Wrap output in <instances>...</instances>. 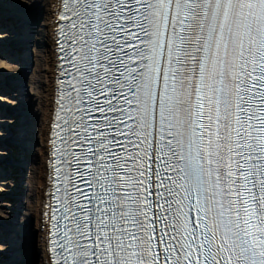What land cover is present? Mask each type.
<instances>
[{
    "label": "snow or ice",
    "instance_id": "obj_1",
    "mask_svg": "<svg viewBox=\"0 0 264 264\" xmlns=\"http://www.w3.org/2000/svg\"><path fill=\"white\" fill-rule=\"evenodd\" d=\"M60 19L54 264H264V0Z\"/></svg>",
    "mask_w": 264,
    "mask_h": 264
},
{
    "label": "bare ground",
    "instance_id": "obj_2",
    "mask_svg": "<svg viewBox=\"0 0 264 264\" xmlns=\"http://www.w3.org/2000/svg\"><path fill=\"white\" fill-rule=\"evenodd\" d=\"M34 1V5L29 6L23 0H0V21H6L9 26L24 27L26 24V30H31L28 32L30 36L26 35V31H23L22 34L13 37L21 40V42H18V46L20 49L22 48L20 50L21 55L17 59L18 61H15L21 66L18 67L16 64L8 65L6 61L0 60V73L8 76L9 80L12 79H10V76H14L16 70H21V75L25 76V84L27 85L24 91L29 93L25 95L17 90L19 94L12 95L13 97L16 96V101L13 103L8 98L0 96V101L10 104L7 107H14L19 104L23 110L22 113L13 109L6 110L9 118L0 120L1 123L9 124L17 120L22 122L20 126L14 125L5 135V138H10L11 140L0 141V155L11 157V153L19 156V159L15 158L14 161L21 165V168L20 166L15 168V172L17 173L18 185H21V189L25 194L20 198L21 201L18 202V205L22 211L26 212L21 214V218L13 216L15 220L18 219V224L15 227L19 231L17 234L18 242L10 247L12 250L10 253L14 255L12 257L13 260L3 254V251L8 247L5 244H0V261L4 264H47L48 262L45 232L42 229L44 224L42 216L48 183L46 161L48 159L47 143L50 121L49 123L47 121L50 119L53 110V82L56 67L55 45L52 33V28L54 27L52 19L54 18L56 0ZM5 3L17 5L19 9L15 10L9 6L6 7ZM0 30H3L2 25H0ZM6 36H8L7 33ZM26 43H29L31 48L28 52H26L27 50L24 46ZM14 45L6 44L4 48L1 46L0 56L7 58L6 55L10 56V53L13 55V50L14 48L16 49ZM10 46L12 47L9 48ZM15 51L17 52L18 50L16 49ZM21 75L15 76H18L17 79H22L23 76ZM16 77L13 78L14 82H18ZM5 85L9 86V83ZM1 88H4V86L0 80ZM20 140H22L24 145H16ZM21 156L22 159L20 158ZM22 169L23 171H20ZM0 170H5L1 169V164ZM1 176L0 173V192H4V186H7V183L4 179L2 180L4 177ZM8 206L7 202L4 204L0 203V209ZM5 214L6 211L0 210V237L6 232L3 222L8 216ZM1 240H4V238H0ZM8 259L12 260V262L7 263Z\"/></svg>",
    "mask_w": 264,
    "mask_h": 264
},
{
    "label": "rangeland",
    "instance_id": "obj_3",
    "mask_svg": "<svg viewBox=\"0 0 264 264\" xmlns=\"http://www.w3.org/2000/svg\"><path fill=\"white\" fill-rule=\"evenodd\" d=\"M23 1L26 2L29 6L34 5V3H35L34 0H23ZM15 75H21V70L15 72L14 76H12V77L15 78L16 77ZM21 76H23L22 79L21 78L17 79L18 76L16 77V79H17L18 82H14V81L12 82V84L15 83V85H13L14 86L13 88H16V86H17V88L18 87L22 88V86H24L25 88L27 87V85L25 84V76L24 75H21ZM16 83H18L19 86L16 85ZM23 94L27 95L29 93H27V91H24ZM13 110L14 111L15 110L18 111L19 113H22L23 112L22 107H20L19 104L17 106H15ZM21 123L22 122L21 121H18V120L15 122V124L17 126H20ZM17 144L18 145H21V146L24 145V144H22V140H20V142L17 143ZM14 157L16 159H19V156L18 155H15ZM20 158L22 159V156ZM20 171H23V169L20 170ZM16 176H17V173H16ZM6 182L9 185V186H5L6 191L9 192V196H4V199L8 202L7 204H9V208L8 209L7 208H1L0 210L9 212V214H5V215L8 216L7 218H5V221H4V224H5V227H6L5 230H6V233L8 235L6 234V236H5V238L7 240H6V242H4V244L8 247V248H6L5 254L8 256V258L12 259V257H14V255H12L10 253L12 251L10 247H12L13 245H15L18 242V240H17L18 235L17 234L19 232L18 230H16V227H15L18 224L17 223L18 222V219L17 220L13 219V216L16 215L17 218H21L22 217L21 214L22 213L23 214L26 213V212L22 211L20 209V206L18 205V202L21 201L20 198L22 196H24L25 192L22 191L21 185H18V180H17V178H15V176H14V178L8 179ZM13 194H14V196H13ZM1 201L2 200H0V202ZM10 259L7 260L8 263L12 262V260H13V259L12 260H10Z\"/></svg>",
    "mask_w": 264,
    "mask_h": 264
}]
</instances>
